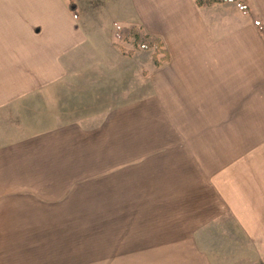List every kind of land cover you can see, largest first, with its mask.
I'll use <instances>...</instances> for the list:
<instances>
[{
  "label": "crops",
  "instance_id": "1",
  "mask_svg": "<svg viewBox=\"0 0 264 264\" xmlns=\"http://www.w3.org/2000/svg\"><path fill=\"white\" fill-rule=\"evenodd\" d=\"M3 1L0 45L24 48L23 57L32 59L26 63L34 64L30 78L40 87L63 80L64 72H53L50 59L63 56L64 50L56 47H64L59 32L69 24L48 16V10L43 14L32 0H20L16 7ZM144 3L137 13L147 21L152 16L161 32L151 34L162 39L168 52V61L153 65L142 81L145 96L108 108L89 137L82 124L57 122L53 135L0 138V201L8 200L12 220L37 226L33 235L21 237L47 239L22 253L10 250L14 264H81L74 255L80 253L79 233L38 228L41 223L79 221L75 214L86 186L91 194L105 191L108 197L127 192L120 195L121 207H130L129 221L131 217L130 222L141 225L128 236L137 240L132 245H151L156 253L183 245L185 254L205 256L221 254L220 246L215 249L209 240L234 241L237 251L227 264H264V126L241 138L239 116L242 109H252L241 107L242 96L264 95V32L254 20L227 27L225 22L222 28L218 22L217 29L192 22L186 31L174 19L178 8ZM191 4L203 11L233 6L240 17L249 16L233 3L209 8H197L193 0ZM189 10L180 8V14ZM38 20L48 26L41 25L39 35L32 27L27 34V27ZM39 91L43 96V88ZM249 119L260 124L255 115ZM104 150V155L97 153ZM65 238L71 251L64 250ZM176 240L184 242L174 245ZM201 264L209 263L204 258Z\"/></svg>",
  "mask_w": 264,
  "mask_h": 264
},
{
  "label": "rangeland",
  "instance_id": "2",
  "mask_svg": "<svg viewBox=\"0 0 264 264\" xmlns=\"http://www.w3.org/2000/svg\"><path fill=\"white\" fill-rule=\"evenodd\" d=\"M8 1L4 0L3 5L16 7L20 0L10 3ZM144 1V7L156 5L161 8H178L179 13L174 16V19L180 25L182 24L186 31L190 30L186 28L192 22L214 25L217 29L216 23L218 22L221 23L219 27L222 28L225 22L227 23L225 27H227L232 26V22L235 24L240 21L243 24L264 18V0H249L251 14L246 19L240 17L233 6L203 11L195 9L191 0ZM32 2L43 14L48 10V16L53 15L56 17L55 20L69 24L68 28H62L63 30L59 32L58 42L64 44V47H56L59 52L64 50L63 56H52L50 59L51 70L62 72V74L64 72L66 77L58 80L57 84L40 87V84L30 78V74L35 72L34 64L26 63L31 62L32 59L23 57L21 52L24 48L16 44L10 45L11 43L7 46L0 45V138H41L42 135H53L58 128L55 125L57 122L82 124L80 126L82 130H80L89 137V131L99 126L103 121V113L108 108L117 107L122 103L135 101L145 96L146 90H144L142 81L148 77V71L154 68L152 62L154 51L134 50L131 44L122 43L124 50H134L132 56H125L113 46L112 37L116 25L138 24L149 34L154 33L155 30V32H161L153 26L152 16H147L150 18V21H147L137 13L138 7H141L140 2L143 0H73L78 8L76 19L67 9L68 0H32ZM180 8L191 10L180 14ZM46 22L43 20L33 22L27 27L26 33L30 34L32 27L34 35H39L42 26H48ZM223 32L229 34L232 30ZM77 39L80 43H71ZM2 41L0 39V42ZM162 57V54L157 56L159 59ZM35 84L38 85L34 86ZM30 87L34 90L30 91ZM37 87L39 88L36 89ZM50 87L52 89H46ZM41 88L44 90L43 96L38 94ZM241 100V107H252L251 111L243 109L239 111L241 138H245L255 129L264 126L261 125L264 122L261 121L264 114V110L261 109L264 106V95L242 96ZM250 114L257 116V123L260 124L255 125V119L250 122ZM56 118H62V120L58 121ZM99 128L101 127L97 129ZM100 145L105 147L102 142ZM105 151L97 153L104 155ZM102 161V159L98 160L100 165ZM104 166L106 165H102ZM86 188L87 186L84 191H81L80 206L76 209L78 212L75 218H79V221L63 224L41 223L39 225L41 227L38 228L47 232L55 227L56 230H63L65 234L79 233L78 250L80 253L74 250L73 252H75V260L79 257L81 264H201L204 258L209 264H217V261L219 264H227L231 263L235 257L233 252L237 251L235 249L237 244L234 241L224 244L223 240H209L215 249L220 246L221 254L205 256L185 254L183 245L182 247L159 249L167 253L168 250L179 251V253L168 254L156 253V249L151 245L144 248L132 245L137 240L128 236L130 232L140 230L141 225L130 222L131 217L129 221L130 207H121L120 195L123 198L127 192H116L112 197H108L105 191L91 194ZM129 193L136 194L131 191ZM1 201L6 205L0 206V264H14L10 261V258H14L13 254H9L10 250L22 253L23 249L33 245L39 246L41 241L47 239L21 237L33 235L37 226L29 222L18 223L12 220L15 217L8 215L10 209L7 206L8 200ZM64 240L66 241L63 244L64 250L71 251L72 249L67 247L69 239ZM74 241L77 243L78 239ZM177 241L184 242V240H176L174 245ZM196 243L199 246L200 240H196ZM65 264H68V260Z\"/></svg>",
  "mask_w": 264,
  "mask_h": 264
},
{
  "label": "trees",
  "instance_id": "3",
  "mask_svg": "<svg viewBox=\"0 0 264 264\" xmlns=\"http://www.w3.org/2000/svg\"><path fill=\"white\" fill-rule=\"evenodd\" d=\"M193 3L197 8H209L215 5L233 3L241 14H251L249 0H193ZM68 10L75 19L78 17V9L73 0H68ZM253 23L258 31L264 32V24L260 19H255ZM113 39V46L125 56H132L134 50H153L152 62L155 67L160 66L162 62L168 61V52L164 47L162 39L157 35L147 33L142 26H116ZM122 43L131 44L134 50H124L121 45ZM159 54L163 56L161 59L157 58Z\"/></svg>",
  "mask_w": 264,
  "mask_h": 264
}]
</instances>
